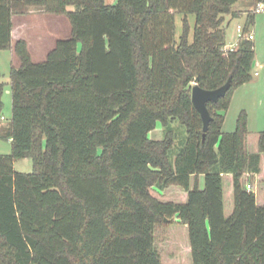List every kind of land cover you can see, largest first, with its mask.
<instances>
[{"label": "trees", "instance_id": "16d2710c", "mask_svg": "<svg viewBox=\"0 0 264 264\" xmlns=\"http://www.w3.org/2000/svg\"><path fill=\"white\" fill-rule=\"evenodd\" d=\"M237 1L0 0V50L20 61L0 134L12 144L0 154V264H264V129L250 131L243 110L223 131L233 92L254 76V14L225 49ZM32 7L72 28L41 62L25 39L12 43L13 16ZM231 75L207 103L204 137L192 88ZM175 121L187 140L173 159ZM158 122L165 135L154 140ZM24 158L32 172L15 169Z\"/></svg>", "mask_w": 264, "mask_h": 264}, {"label": "rangeland", "instance_id": "374dc122", "mask_svg": "<svg viewBox=\"0 0 264 264\" xmlns=\"http://www.w3.org/2000/svg\"><path fill=\"white\" fill-rule=\"evenodd\" d=\"M115 2L116 0H106V3L108 4H113ZM251 5L252 3L250 0H238L234 4L233 9L235 11L241 10L242 13L237 17H232L231 15L226 16V41L234 42L238 38L237 31L238 29L244 27V21L248 15L247 10ZM69 9H73V7L71 6ZM183 18L184 14L182 13L177 14L176 16L177 38L181 36L183 31ZM188 18L194 29L196 24L195 15L189 14ZM260 18L261 40L260 42L256 41V43L254 44L255 59L257 58V56H259L261 60H264V13L255 14V23H257V20ZM15 20H22L28 26V34L31 40L30 51L32 53V59L34 62L44 61L47 52L56 45L57 40L68 37L71 31V25L69 19L66 16H56L46 13L39 17L31 15H16ZM13 65H20V61L16 57L14 52L9 49L0 50V82L5 83V90L3 94V118L0 121V134L2 135L6 133L12 117V89L10 84V70ZM238 115L239 114H237V107H232L228 110V112L226 113L225 122L223 124V131L231 132L236 128ZM171 128L175 133V144L170 151V156L174 159L186 143L187 130L185 125L180 123L179 121L171 123ZM161 132H164L165 135L164 129ZM151 135H156V133L153 132L151 133ZM164 135L162 134L161 137L163 138ZM11 145V141L7 139L5 135L3 137H0V154L11 153ZM15 169L20 172H32L34 169L32 159L24 158L16 161ZM172 226H174V224Z\"/></svg>", "mask_w": 264, "mask_h": 264}, {"label": "crops", "instance_id": "0c3cea01", "mask_svg": "<svg viewBox=\"0 0 264 264\" xmlns=\"http://www.w3.org/2000/svg\"><path fill=\"white\" fill-rule=\"evenodd\" d=\"M250 1H251L252 5L247 10L248 15L251 12V9L254 5V2L252 0H250ZM36 11H38V12H36ZM237 12H239L238 16L242 13L241 10H239ZM45 13L46 12L42 8L32 7V8H29L27 13H25V14H15L13 16L12 43L15 44V42L17 40L25 39L28 42L29 50H30L31 40H30L29 34H28V26L22 20H17L18 21L17 22L15 20L16 15H22V16H30L31 15V16L39 17V16L44 15ZM51 15H53V14H51ZM248 15H247V17H248ZM56 16H65V15H56ZM254 16H255V14H254ZM18 18H19V16H18ZM246 21H247V18L244 21V26L246 24ZM260 21H261V18L257 20V23H255V20H254L255 25L253 24L252 27L250 28V31L254 32V39H253L254 44L256 43V41L260 42V40H261V29H260L261 23H260ZM190 24H191V22H190ZM241 29H244V27ZM193 30L194 29H193L192 24H191L190 41L193 40ZM71 31H72V28H71ZM71 31H70V34H71ZM176 37H177V27H176ZM226 40H227V36H226ZM237 40L238 39H236L235 41H237ZM232 43H233V41L232 42L226 41V48H229L232 45ZM52 49H50L47 52V54ZM11 51L14 52L12 49H11ZM30 53H31V51H30ZM14 54H15V52H14ZM47 54H46V57H47ZM31 56H32V53H31ZM254 61L255 62H253L254 65H253V69H252V73L254 74L253 79L249 82L244 83L243 85H241L235 89V91L233 92V95H232V99H231L229 109H231L232 107H235V108L237 107V114H239V112L245 110L247 112V115H248V121H247L248 129L250 131H261L264 129V73H263L264 72V60H261L260 57L257 56V58L254 59ZM255 73H257V74H255ZM163 129H164V127L161 125L160 122H158L157 127L149 133L150 138L154 139V140L163 139L161 137L162 134L164 135V132L163 133L161 132ZM153 132L156 133V135H151V133H153ZM199 186L201 188L204 186L203 174L199 175Z\"/></svg>", "mask_w": 264, "mask_h": 264}, {"label": "water", "instance_id": "95a60500", "mask_svg": "<svg viewBox=\"0 0 264 264\" xmlns=\"http://www.w3.org/2000/svg\"><path fill=\"white\" fill-rule=\"evenodd\" d=\"M232 79L233 76L231 75L222 86L212 90L205 89L200 85H194L192 88V102L202 117L204 137L212 120L207 103L210 101L217 102L221 97H224L231 87Z\"/></svg>", "mask_w": 264, "mask_h": 264}, {"label": "built area", "instance_id": "2783aa9c", "mask_svg": "<svg viewBox=\"0 0 264 264\" xmlns=\"http://www.w3.org/2000/svg\"><path fill=\"white\" fill-rule=\"evenodd\" d=\"M251 13L252 14H258V13H264V0H257L252 9H251ZM244 36V32H243V29H238L237 31V41L233 42L232 45L229 47V48H226V45H225V49H230V50H233V49H236L239 45V42L241 41V39L243 38ZM247 39L253 41L254 39V32L253 31H249L246 36H245ZM257 74V73H255ZM247 187V190H252L253 189V185L251 183H247L246 185Z\"/></svg>", "mask_w": 264, "mask_h": 264}]
</instances>
